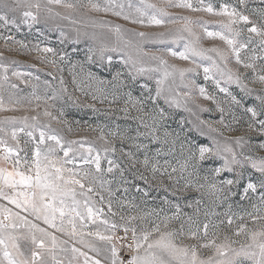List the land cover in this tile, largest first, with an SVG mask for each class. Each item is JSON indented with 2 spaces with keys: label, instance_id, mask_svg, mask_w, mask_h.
Segmentation results:
<instances>
[{
  "label": "rangeland",
  "instance_id": "obj_1",
  "mask_svg": "<svg viewBox=\"0 0 264 264\" xmlns=\"http://www.w3.org/2000/svg\"><path fill=\"white\" fill-rule=\"evenodd\" d=\"M39 2L43 5L47 3V0H39ZM69 2L75 3L77 7L70 10L58 5H50L53 13L49 16L41 12L40 23L31 27L28 24L19 23L20 13H9L10 18L17 19V24L5 26L0 23V101L4 106V110H0V128L5 130L0 132V139L5 140L7 145L13 148L17 147L18 141L20 157L31 161L32 153L40 142V132L43 131L45 142L40 145L41 149L54 147L56 157L66 159L61 146L47 139L48 136L56 135L60 138L64 149L71 146L76 150L75 153H69V157L75 155V163L64 165L76 172L87 169L94 171V165L84 164L83 157L88 155L86 149L89 147L100 150L103 177L112 182L106 187L110 188L113 195L110 197L109 192L101 191L98 185L94 187L96 192L104 196V202H100V196L96 192L89 195L97 207L104 209L102 219L106 218L118 225L127 223L129 228L135 227L138 234L142 229L150 230L154 224L160 223L156 213H159L160 217L172 216L177 213L178 206V218L169 223L168 229L179 233L183 225L184 234L178 237L177 243L189 247L197 245L200 259L207 260L213 255L214 249L199 246L210 240H216L219 244L224 243V238L228 237L229 241L234 242L231 247L237 250L241 244L250 243L246 234L235 235L241 224L245 225L248 231L264 229V219L255 221L252 219V216L264 217V204L261 202V192H264V189L257 187L256 192L249 191L247 195L244 194V187L249 181L259 184L260 174L252 170L250 166L242 170L243 178L233 187L232 191L235 195H229L228 199H216L208 193L206 188L185 189V181L179 179V172L172 173V179H169L167 174L161 175L159 172L153 176L150 170L143 167L142 161L145 156H148L150 159L154 158L153 162H159L161 170L167 167L170 173L172 167L179 169L177 161L182 162L184 159L180 153V142L186 145L185 155L188 147L203 145L215 149L218 145L222 156L228 155L222 151L223 148L232 147L237 153L242 150L245 155L253 158L264 157V147H261L264 145V136L249 130L248 123L251 116L245 111L247 107L258 108L259 101L256 96L264 95V85L259 81L253 82L260 67L264 65V60L255 61L257 65L255 73L252 69H244L242 65H238L229 45L224 40L207 35V31L226 32L218 23L224 18L212 16L207 12L169 8L168 11L173 17L191 18L195 36L183 33L186 39L174 42L171 37H168L164 43H160L151 38L142 39L135 33L145 32L151 36L153 33L166 31L165 28L134 24L130 19L125 20L123 16L113 15L112 11L97 12L89 7L90 2L104 7L107 5V0H69ZM149 2L159 5L161 0H149ZM191 2L196 7L200 6V0H191ZM225 3L250 15V18L258 23V17L253 15L251 10L264 9V0H246V6L239 4L238 0H203L204 5L211 4L216 10ZM114 4L123 5V12L135 17V8L139 6L140 0H114ZM129 4L132 5L131 8L128 7ZM32 10L35 11V9ZM114 10L121 9L116 7ZM56 12L60 15L56 16ZM200 19L209 23L201 27ZM116 25L120 26L119 34L114 30ZM178 26L170 25L169 27ZM239 27L246 26L241 24ZM61 33L64 35L62 36ZM189 40L193 42L197 50L219 49L227 56V62L221 61L220 56L212 51H205L203 56H192L188 60L171 55L169 49L182 52ZM237 40L239 43L247 42V31ZM258 40V37L253 36V43L249 44L248 48L241 49L242 61L248 62L250 56L262 55L257 46ZM44 48H51L53 52L45 53L42 51ZM90 48L93 49L94 54L89 52ZM101 48L105 49L103 59L99 51ZM111 48H117L118 51H108ZM252 49L256 51L253 52ZM144 53H149V56H144ZM129 54L141 61L143 66L160 67L161 70L137 75L132 65L125 63ZM151 54L163 56L167 61L168 71L174 72L172 77L165 80L162 86L163 93L159 98L156 97V81L162 77L163 66H160L158 61L150 59ZM89 55L93 56L92 61L88 60ZM108 56L112 57L110 63ZM213 61L225 73L229 69L234 75L237 72L242 73V83L253 90L252 94L241 91L236 83L228 82L226 76L222 77L215 69L210 77L205 79L203 69L211 67ZM172 66L176 69H194V71L185 72L181 79ZM13 73L21 75L16 76ZM5 74L8 77L7 81L3 80ZM132 76L136 79L133 80ZM216 80H220L221 87L228 89L227 93L219 90ZM12 85L16 87L13 88ZM200 88H204L205 94L214 99H205L200 94ZM129 93L133 101L144 103L136 106L132 103L126 104ZM53 95L56 99H52ZM93 96L97 98L93 99ZM232 96H235L240 103L232 102ZM173 99L179 102V107L171 104ZM125 107L127 112L124 111ZM138 108H142V111H138ZM153 108H163L167 114V120L163 122V127L160 129L161 137L165 130L180 134V142H177L174 152H169L170 143L167 145L153 143L144 135L147 130L140 118L143 117L144 122L150 124L148 114ZM220 108L224 111L221 112ZM45 112L50 115H45ZM25 118H27L26 121ZM259 119H264V116ZM221 120H223L222 123ZM254 127L259 128L258 122ZM20 129L25 131V136ZM13 130L17 133V140L11 137ZM28 132H32L33 135L29 137ZM241 136L250 141L249 144L244 145L243 149L235 144V138ZM171 139L172 137H169V140ZM72 141L76 143L70 145ZM81 144L83 148L80 147ZM135 145H146V147L137 148ZM105 147H114L115 152L104 153ZM157 148L162 149L159 156H156ZM3 151L4 148L0 145V155ZM92 155L94 156L95 152ZM109 160L114 161L120 168L108 173ZM165 161L168 162L167 165ZM222 163L220 156H213L206 160L198 170L200 183H204L203 177L210 175L212 167L220 166ZM120 169H123V178ZM141 174L147 177V182L140 178ZM234 177L235 173L224 172L216 180L219 183L221 179ZM78 199L82 200L83 197L78 196ZM109 199H111L112 211L117 213L115 216L108 212ZM0 204H5L14 212H20L21 216H28L29 220H33L31 215L16 209L14 205L7 204V201L0 200ZM253 205L256 207L254 208ZM121 216H124L125 220H121ZM229 216L233 221L231 225L227 223ZM129 217H137V219L128 221ZM189 217L194 222L193 227L196 224L201 227V232L196 239L188 235ZM34 222L39 223L41 227H47L40 221ZM206 222L217 225V227H209L207 237L203 235V224ZM48 230L54 232L53 229ZM97 230L109 234L105 232V225L99 221L96 224L89 223L88 227L83 229L85 233ZM19 231L27 235L26 228H21ZM115 234L118 237L125 236L123 228L120 227L116 229ZM55 235L59 240L67 241L62 245L67 251H60L59 248L56 250L57 259L63 261V264H69L73 255H76V259L72 260V264H84V257L73 254L72 247H76L91 258L99 259L101 264H110L107 259L110 253L106 250V245L96 237L85 235L83 237L85 243L81 244L79 237L72 238L60 232H55ZM115 243L120 249L121 244L125 242L115 241ZM126 243L129 241L127 240ZM20 244L25 255H30L29 249L33 247L30 240L22 239ZM85 245L101 249L100 254L97 255ZM120 255L127 260L132 253L124 249ZM46 260L48 264H52L51 257L46 256Z\"/></svg>",
  "mask_w": 264,
  "mask_h": 264
},
{
  "label": "snow or ice",
  "instance_id": "obj_2",
  "mask_svg": "<svg viewBox=\"0 0 264 264\" xmlns=\"http://www.w3.org/2000/svg\"><path fill=\"white\" fill-rule=\"evenodd\" d=\"M238 3L246 6V0H238ZM50 5H58L70 10H74L77 7L75 3H71L69 0H47V3L43 5L39 0H36V2H32V0H0V23L5 26L9 24L15 25L18 21L15 18H10L9 13H20L19 23L28 24L31 27L34 24L40 23L41 12L49 16L53 13ZM89 7L91 10L97 12L112 11L113 15L123 16L125 20L130 19L134 24L165 28L166 31L153 33L151 36L145 32L135 33L136 36L142 39L151 38L158 40L160 43H164L168 37H171L174 42L186 39L183 33H187L188 36H195L191 18L187 16L173 17L168 11L169 8L188 9L192 12H207L212 16L224 18L218 21V23L226 32H211L207 31V29L205 30L208 36L219 37V39L224 40L229 45L238 65H242L244 69H252L255 73L257 72L255 61L257 59L264 60V9L251 10L252 14L258 17V23L256 20H252L250 15L244 14V12L239 11L235 6H230L225 3L221 5L219 10H216L211 4L204 5L203 0H200L199 7L194 6L191 0H161L159 5L150 3L149 0H140L139 6L135 8V17L125 14L123 12V5L114 4V0H107V5L104 7L90 2ZM116 7H119L121 10L115 11L114 8ZM128 7L131 8L132 5L129 4ZM32 9H35V11ZM55 15L59 16L60 13L56 12ZM45 18L47 19V16ZM208 23V21H204L203 19L199 20L201 27H204ZM241 24L246 27H239ZM170 25L179 26L173 28L169 27ZM114 30L119 34L120 26L116 25ZM245 31L248 33V40L247 42L239 43L237 38ZM61 35L63 36L64 34L61 33ZM253 36L259 38L257 46L262 55L250 56L248 62L242 61L240 51L241 49L248 48L249 44L253 43ZM42 51L48 53L53 52V49L44 48ZM99 51L101 52V59H103L105 49L101 48ZM108 51L116 52L118 49L111 48ZM169 51L172 56L179 57L183 60H188L192 56H203L205 51H212L220 56L221 61L227 62V56L221 53L219 49L197 50L191 40L184 45V51L175 52L171 51V49ZM252 51L255 52L256 49H252ZM89 52L93 53V49L90 48ZM143 55L149 56V53H144ZM92 59L93 56L89 55L88 60L92 61ZM107 59L110 63L112 57L108 56ZM150 59L158 61L159 65L163 66L162 77L156 81V97L159 98L163 93L162 86L165 80L172 77L174 72L168 71L167 61L163 56L151 54ZM51 62L55 63V61ZM125 63L131 64L137 75L161 70L160 67L149 68L143 66L141 61L134 59L130 54L127 56ZM172 67L175 72L179 73L181 79H183L185 72L194 71V69H176L175 66ZM213 69L220 73L222 77L226 76L228 82L236 83L241 88V91H245L249 95L252 94L253 90L248 89L247 85L242 83V73L237 72L234 75L230 69L225 73L215 61H213L211 67H205L203 69L205 79L210 77ZM6 72L7 69L5 68ZM13 74L16 76L21 75L20 73ZM89 78L91 79L90 73ZM7 79L8 77L5 74L3 80L7 81ZM132 79L135 80L136 77L132 76ZM256 81L264 85V65L260 67L259 73H257L253 80L254 83ZM100 83H103V81H100ZM216 86L221 92H228L226 87H221L220 80H216ZM11 87L15 88L16 85H12ZM63 90L66 91V89ZM200 94L205 99H214V97L205 94L204 88H200ZM127 95L128 100L126 104L132 103L133 106H136L137 104L144 103L143 101H133L130 93ZM96 98V96H93V99ZM52 99H56V96L53 95ZM231 99L236 104L240 103L235 96H232ZM256 99L259 101L258 108L247 107L245 109L246 113H249L251 116L248 128L264 136V119H259L264 116V95H257ZM165 100L168 102L166 97ZM171 104H174L176 107L180 106L179 102L175 99L171 101ZM0 110H4L2 101H0ZM137 110L142 111V108H138ZM124 111L127 112V107H125ZM220 111L223 112L224 109L220 108ZM45 115H50V113L45 112ZM148 115L151 120L150 124L144 122L143 117L140 118L143 126L147 130L144 135L150 138L153 143L162 145L170 143L171 147L169 148V152H174L177 142H180V134L169 133L165 130L163 137L160 135L163 122L167 120L165 110L163 108H153ZM26 120L27 118H25ZM222 122L223 120H221ZM257 122L259 124L258 129L254 127ZM3 131L5 130L0 128V132ZM20 131H23V129H20ZM27 135L31 137L33 134L32 132H28ZM11 137L13 140H17L15 130L12 131ZM169 137H172V139L169 140ZM47 139L55 141L56 145L61 146V150H63V155L66 159L57 158L54 147H48L46 150L41 149L40 145L45 142V133L43 131L40 132V142L32 153L31 161L27 158L22 159L20 157L18 141L17 147L13 148L8 146L5 140L0 139V145L4 148L3 154L0 155V200L7 201V204L14 205L16 209H20L33 217V220H29L28 216H21L20 212H14L7 205L0 204V264H48L46 256L51 257L52 264H63V261L57 259L56 250L59 248L60 251H67V249L62 247L67 241L59 240L55 232L67 234L72 238L79 237L81 244L85 243L83 239L85 235L96 237L106 245V250L110 253V256L107 257L110 264H264V229L260 231H248L246 226L241 224L235 232V235L246 234L250 243L241 244L239 250H237L231 247V244L234 242L229 241L228 237L224 238V243L219 244L216 240H210L207 243L199 245L203 248L214 249L213 255L209 256L207 260H202L198 257L197 245L189 247L177 243L178 237L184 234L183 225L179 233L168 229L169 223L178 218V206L177 213H174L172 216L164 215L160 217L159 213H156L157 217L160 218V223L154 224L150 230L142 229L139 234L135 227L129 228L127 223L118 225L114 221H109L106 218L102 219L104 209L97 207L89 195L90 193L96 192V188L94 187L96 185H98L101 191H108L110 197L113 195L110 188L106 187V185H110L112 182L105 180L103 177L104 170L101 168L102 156L100 150L89 147L86 149L88 155L83 157V163L86 165H94V171L87 169L82 172H76L71 168L64 167L66 164L75 163V155L69 157V153H75L76 150L71 146L64 149L63 145H61L60 138L56 135L48 136ZM75 143V141H72L70 145ZM249 143L250 141L246 140L243 136L235 138V144L240 149H243L244 145ZM135 146L137 148L146 147V145ZM80 147L83 148V144ZM261 147H264V145H261ZM185 150L186 145L180 142V153L184 159L182 162L177 161L179 169L172 167L170 173L167 167L161 170L159 162H153L154 158L150 159L148 156H145L142 161L143 167L146 170H150L153 176L159 172L161 175L167 174L169 179H172V173L179 172V179L185 181V189L192 187H196L198 190L206 188L208 193L216 199H228L229 195H235L232 189L243 178L242 170L250 166L252 170L260 174L259 184L257 185L249 181L246 187H244V194L247 195L249 191L256 192L257 187L264 189V157L253 158L250 155H245L242 150L237 153L232 147L223 148L222 151L228 155L222 156L221 149L218 145L215 149L203 145L188 147L186 155ZM109 151L115 152V148H103L104 153H108ZM161 151V148H157L156 156H159ZM93 152H95L94 156L92 155ZM213 156H220L223 163L220 166L212 167L210 169V175H205L203 177L204 183H200L201 178L198 170L206 160ZM108 164V173H112L114 169L120 168L112 160H109ZM165 164L167 165L168 162L165 161ZM133 166H135V163H133ZM120 172L123 178V169H120ZM224 172L235 173V177L221 179L217 183L216 178L220 177ZM185 173H187V176H185ZM140 178L147 182V177L143 176V174H141ZM124 191H127V189H124ZM96 194L100 196V202L103 203L105 200L104 196L99 192H96ZM78 196L83 197V199H78ZM261 202L264 204V192H261ZM253 207L255 208L256 206L253 205ZM108 212L113 216L117 215V213L112 211L111 199L108 201ZM225 215L227 216V213ZM239 218L243 219V217ZM120 219L125 220V217L121 216ZM135 219L137 217H129L128 221ZM252 219L255 221L257 219H264V217L252 216ZM34 221H40L47 227H41L39 223ZM97 221L105 225V232L109 234L102 233L99 230L95 232L89 231L87 233L83 231V229L88 227L89 223L96 224ZM232 222L229 216L227 223L231 225ZM189 224L188 235L190 238L196 239L201 232V227L198 224L193 227L194 222L191 217H189ZM210 226L217 227V225H212L211 222L203 224V235L205 237L208 236ZM118 227L123 228L125 236H116L115 232ZM21 228L27 229V235L19 231ZM49 228L53 229L54 232H50L48 230ZM129 231L132 234V242L126 243ZM22 239L30 240L33 246L29 249L30 255L28 256L22 250L20 244ZM115 241L125 243H122L121 248L118 249ZM85 246L90 247L97 255L101 252V249L94 246ZM124 249L132 253L127 260L120 255V252ZM71 252L84 257V264H90V262L91 264H101L99 259L89 257L76 247H72ZM75 259L76 255H73L72 260ZM72 260L69 261V264H72Z\"/></svg>",
  "mask_w": 264,
  "mask_h": 264
},
{
  "label": "built area",
  "instance_id": "obj_3",
  "mask_svg": "<svg viewBox=\"0 0 264 264\" xmlns=\"http://www.w3.org/2000/svg\"><path fill=\"white\" fill-rule=\"evenodd\" d=\"M22 135H23V136L26 135V134H25V131L22 132ZM131 235H132V234H131L130 232L127 234L129 243L132 242V241H131Z\"/></svg>",
  "mask_w": 264,
  "mask_h": 264
}]
</instances>
